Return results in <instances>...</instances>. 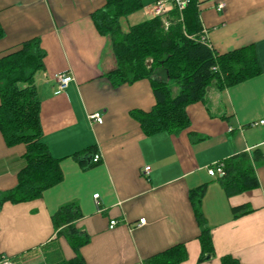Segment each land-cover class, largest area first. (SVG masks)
<instances>
[{
  "label": "crops",
  "instance_id": "0c3cea01",
  "mask_svg": "<svg viewBox=\"0 0 264 264\" xmlns=\"http://www.w3.org/2000/svg\"><path fill=\"white\" fill-rule=\"evenodd\" d=\"M156 1L143 0L144 8L124 19L133 26L153 18ZM199 2L210 48L225 54L253 46L260 73L229 87L212 82L204 101L187 107L186 131L146 136L131 112L155 106L151 83L113 87L107 76L116 68L113 50L92 20L106 0H0V57L35 39L45 52L35 77L42 140L61 160L63 172V180L40 198L2 206L1 257L15 264L73 259L52 217L74 203L82 214L76 228L89 235L81 249L86 264H144L179 244L188 256L181 264H222L226 256L240 264H264V0ZM61 74L72 81L54 95ZM94 113H101L102 124L90 121ZM90 149L101 161L84 169L77 156ZM240 153L250 156L259 187L228 197L208 169ZM24 154L23 145L10 148L0 134V193L16 187L26 166ZM202 186L201 208L215 252L205 261H200L201 229L190 202L191 191ZM241 205L251 212L235 217L232 209ZM112 221L117 224L111 228Z\"/></svg>",
  "mask_w": 264,
  "mask_h": 264
},
{
  "label": "trees",
  "instance_id": "16d2710c",
  "mask_svg": "<svg viewBox=\"0 0 264 264\" xmlns=\"http://www.w3.org/2000/svg\"><path fill=\"white\" fill-rule=\"evenodd\" d=\"M199 0H192L182 17L175 9L166 16H154L123 29L121 20L144 8L143 0H106L103 8L92 14L93 23L102 36L110 39L116 68L107 76L113 87L139 80L151 83L156 104L149 111L134 110L136 120L146 136L160 132L179 134L190 127L187 107L203 102L208 87L234 86L259 75L260 66L253 46L225 54L214 52L203 41ZM165 21L169 26H165ZM4 31L0 26V39ZM45 52L39 40L21 44L0 57V134L8 147H25V168L10 191L0 193V210L7 203L19 204L40 198L44 191L63 180L61 160L54 158L43 142L41 101L35 77L44 67ZM174 89L177 94L173 95ZM97 152L86 150L77 159L90 168ZM91 158L90 163L85 158ZM258 157L255 156L254 160ZM224 173L218 180L226 195L232 197L259 187L250 156L240 153L224 161ZM205 186L191 191L190 202L201 229L200 261L215 255L210 229L201 208ZM251 212L249 205L234 207L235 217ZM82 218L78 205L62 206L52 217L57 236L64 237L75 257L60 264H86L81 249L89 235L76 228ZM1 257V256H0ZM184 244L175 245L144 264H181L187 259ZM222 264H240L226 256Z\"/></svg>",
  "mask_w": 264,
  "mask_h": 264
},
{
  "label": "built area",
  "instance_id": "2783aa9c",
  "mask_svg": "<svg viewBox=\"0 0 264 264\" xmlns=\"http://www.w3.org/2000/svg\"><path fill=\"white\" fill-rule=\"evenodd\" d=\"M192 0H157L155 4L153 5L152 14L153 16H166L169 13L173 12L175 9L180 13L181 17L183 12L187 9V7L190 5ZM224 8V5L220 4L218 7V10H222ZM165 26H169V22L165 21ZM203 41L206 40V37L202 38ZM72 81V78L67 74H61L56 76V82H57V89L54 92V95H58L60 93L65 92L70 83ZM90 121H94L98 124L103 123V117L101 113H94L89 116ZM264 122H261L260 124H263ZM257 124H253L252 126H256ZM101 161V157L99 154H96L93 162L98 163ZM224 163L218 162L208 169V173L211 177H218L224 173ZM150 171V167L145 168V172L148 173ZM95 199L99 198V195L94 196ZM111 228L114 227L117 222L112 221ZM145 224V219H142L139 221V226ZM0 264H15V262L9 258V257H0Z\"/></svg>",
  "mask_w": 264,
  "mask_h": 264
},
{
  "label": "rangeland",
  "instance_id": "374dc122",
  "mask_svg": "<svg viewBox=\"0 0 264 264\" xmlns=\"http://www.w3.org/2000/svg\"><path fill=\"white\" fill-rule=\"evenodd\" d=\"M140 15H142V14H140ZM121 22H122V26L124 28H128L129 26H132V24H134L133 20L130 21V20H127V19H123ZM177 93H178L177 89H174L173 95H176Z\"/></svg>",
  "mask_w": 264,
  "mask_h": 264
},
{
  "label": "water",
  "instance_id": "95a60500",
  "mask_svg": "<svg viewBox=\"0 0 264 264\" xmlns=\"http://www.w3.org/2000/svg\"><path fill=\"white\" fill-rule=\"evenodd\" d=\"M85 159H87V157H86ZM90 160H91V158H90ZM208 258H210V256H208L207 259H208Z\"/></svg>",
  "mask_w": 264,
  "mask_h": 264
}]
</instances>
